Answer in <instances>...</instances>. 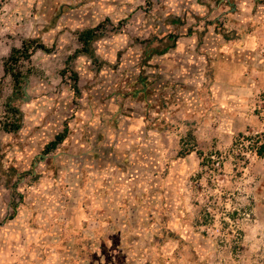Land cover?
<instances>
[{"label": "rangeland", "instance_id": "374dc122", "mask_svg": "<svg viewBox=\"0 0 264 264\" xmlns=\"http://www.w3.org/2000/svg\"><path fill=\"white\" fill-rule=\"evenodd\" d=\"M200 23H245L261 59L159 78ZM259 133L264 0H0V264H264V158L232 148Z\"/></svg>", "mask_w": 264, "mask_h": 264}, {"label": "crops", "instance_id": "0c3cea01", "mask_svg": "<svg viewBox=\"0 0 264 264\" xmlns=\"http://www.w3.org/2000/svg\"><path fill=\"white\" fill-rule=\"evenodd\" d=\"M222 20L224 24V19ZM244 24L227 25L228 29H223V26L216 28L214 24H207L203 29L202 23L200 26L198 24V27L194 28L196 31L193 30L197 34L190 36L188 46L181 44L182 47L176 46L175 58L170 62L163 60L158 73L159 78L173 80L176 83L185 80L190 82L197 77L203 79L205 76L207 79L209 71L211 77H214L219 84L228 83V80L233 79L245 68L241 65L252 62L253 58L261 59L259 52L261 44L253 32L244 33ZM148 89L150 88L144 87L145 92L141 90L143 96L148 93ZM168 94V89H165L163 96L166 97L165 95ZM99 140L102 141L101 138Z\"/></svg>", "mask_w": 264, "mask_h": 264}, {"label": "trees", "instance_id": "16d2710c", "mask_svg": "<svg viewBox=\"0 0 264 264\" xmlns=\"http://www.w3.org/2000/svg\"><path fill=\"white\" fill-rule=\"evenodd\" d=\"M36 50H46L41 43H37L34 39L25 40L22 42L20 47H13L8 56L2 61V70L4 76H9L13 83L14 94H18L21 89V84L24 79V74L22 72L23 64L29 62L31 56ZM76 80V78H75ZM9 112L18 114V110L14 107L8 105ZM20 128V121L16 117L12 123H4L2 129L5 132H13ZM64 139V134L58 135L55 141L51 143V148H54L57 144L62 142ZM232 148L236 149L238 152L242 150H248L256 157L264 158V138L262 134L255 135H243L239 134L237 138L232 143ZM48 150V149H47ZM199 158H201V164L206 161H210L211 157L206 158L202 151H196ZM238 159L244 158L243 154L237 155Z\"/></svg>", "mask_w": 264, "mask_h": 264}]
</instances>
